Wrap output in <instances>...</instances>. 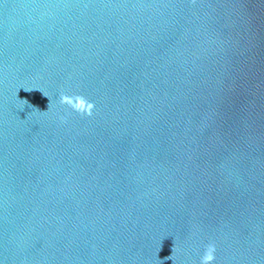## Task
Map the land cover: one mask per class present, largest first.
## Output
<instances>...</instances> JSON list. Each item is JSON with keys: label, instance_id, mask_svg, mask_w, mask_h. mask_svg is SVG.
Returning a JSON list of instances; mask_svg holds the SVG:
<instances>
[{"label": "water", "instance_id": "obj_1", "mask_svg": "<svg viewBox=\"0 0 264 264\" xmlns=\"http://www.w3.org/2000/svg\"><path fill=\"white\" fill-rule=\"evenodd\" d=\"M174 243L264 264V0H0V264Z\"/></svg>", "mask_w": 264, "mask_h": 264}, {"label": "clouds", "instance_id": "obj_2", "mask_svg": "<svg viewBox=\"0 0 264 264\" xmlns=\"http://www.w3.org/2000/svg\"><path fill=\"white\" fill-rule=\"evenodd\" d=\"M24 90L25 91H32V90L41 91L42 95L49 99L47 110L51 106V99L48 96V94L44 92L43 90L32 89V88H24ZM20 100L23 101L25 105L27 104L30 108L35 109L36 111H40L37 107L31 105L27 99H20ZM59 103L61 105H67L75 112H78L82 115H87V116H91L93 109H94V104L92 102H89L82 95H67V94L61 93L59 97ZM46 111H40V112H46ZM215 251H216V246L214 243H209L208 245H206L204 254L200 258V264H213V261L216 259ZM175 252H176V247L174 243V246L172 248V254L168 257H164L163 260H172L174 264ZM163 260H161L162 264H163Z\"/></svg>", "mask_w": 264, "mask_h": 264}]
</instances>
